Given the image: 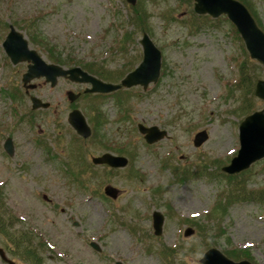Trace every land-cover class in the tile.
Returning <instances> with one entry per match:
<instances>
[{
  "label": "rangeland",
  "instance_id": "1",
  "mask_svg": "<svg viewBox=\"0 0 264 264\" xmlns=\"http://www.w3.org/2000/svg\"><path fill=\"white\" fill-rule=\"evenodd\" d=\"M190 1L136 0L134 6L144 19L140 27L161 50V75L146 91L138 86L89 105L78 100L81 110L101 106V121L93 114L91 118L106 137L91 138L84 158L71 151L75 139L66 122L71 110L66 93H77L85 85L60 78L52 88L44 78L34 80L36 88L31 93L51 106L35 110L30 122L28 97L14 100L0 92V206L14 218L13 229L27 230L45 243L40 263L174 264L163 259L160 250L165 245H183L175 264H200L205 241H213L221 251L247 247L252 262L264 264L261 204L236 202L226 213L217 208L216 217L212 215L218 196L226 190L217 169L229 164L238 151V125L246 116L241 106L244 96L251 99L236 86L239 64L244 61L247 73L259 79L264 78V67L253 59L249 66L245 45L226 17L217 18L215 25L208 20L201 27L189 24L195 19ZM247 1L264 30V0ZM130 7L126 0H0V88L16 86L24 91L20 77L26 66H12L1 44L7 22L25 35L28 24L37 23L63 55L94 59L116 75L143 52L144 31L127 24ZM127 30L135 31L136 41L123 50L116 38ZM31 46L50 62L44 47ZM254 98L255 110L264 109V101ZM20 114L26 117L19 120ZM139 122L157 125L168 135L148 145L137 131ZM202 130L207 131V141L195 147V133ZM7 137L13 140L10 156L3 148ZM100 141L109 147L128 146L131 162L115 171L92 164L95 173L87 172L86 187H80L73 172H80L91 154L115 152ZM71 165L75 170L69 169ZM185 167L193 173L202 169L204 174L183 180L178 170ZM243 173L248 188H264V159ZM108 184L120 190L116 200L101 195ZM153 210L165 216L161 236L153 233ZM190 219L200 221L205 231L199 233ZM219 221L222 231L217 228ZM187 227L194 229L192 236L183 234ZM0 248L17 264H25L13 256L3 235ZM0 264L6 263L0 258Z\"/></svg>",
  "mask_w": 264,
  "mask_h": 264
},
{
  "label": "water",
  "instance_id": "2",
  "mask_svg": "<svg viewBox=\"0 0 264 264\" xmlns=\"http://www.w3.org/2000/svg\"><path fill=\"white\" fill-rule=\"evenodd\" d=\"M129 3L135 4L136 0H127ZM194 11L198 14H208L212 18L227 15L230 22H232L241 35L246 50L253 59L257 60L264 66V32L257 25L250 11L239 0H193ZM143 49L142 62L126 77L123 78L120 84L105 83L97 79L95 76L87 74L80 67L63 68L60 65L48 64L36 50L30 48L25 36L10 26L9 33L3 41V48L5 53L9 55L13 63L19 61H27L28 70L23 74L24 86L33 78L46 77V81L50 82L51 87L57 83L58 77H67L73 82L90 83L91 88L86 89L85 92L108 93L114 90L125 87H134L135 85H142L144 89L150 82H156L160 75L161 67V52L155 47L151 38L144 33L140 41ZM34 85L28 86L32 88ZM255 96L264 101V79L259 80L255 86ZM80 93L75 94L72 91L67 93L68 99L72 102L77 99ZM32 108H47L49 102H44L34 96H31ZM67 122L73 127L78 135L84 138L91 136V129L85 120L81 110L73 109L68 114ZM239 149L237 154L231 158L230 164L222 167V170L227 174H235L242 172L249 168L257 160L264 158V109L256 110L246 116L239 124ZM139 131L144 134V139L148 143H154L164 138L167 135L166 130H159L157 126L145 127L143 124L138 125ZM207 131L202 130L195 134L194 145L201 146L207 141ZM4 148L8 154L13 153L12 139L9 137L4 143ZM92 161L95 164H107L110 167L124 168L127 165L128 158L123 156L112 155L110 153H103L101 156H93ZM107 196L116 199L119 190L113 186L107 185L104 187ZM164 217L159 211L153 213V223L155 234L160 235L162 232ZM193 230L187 228L184 232L186 236L191 235ZM94 249L98 246L93 245ZM0 256L2 260H6L9 264H14L11 260L6 258L3 250L0 249ZM201 264H253L250 261L241 260L233 261L227 255L222 253L219 249L212 247L204 252L200 258Z\"/></svg>",
  "mask_w": 264,
  "mask_h": 264
},
{
  "label": "trees",
  "instance_id": "3",
  "mask_svg": "<svg viewBox=\"0 0 264 264\" xmlns=\"http://www.w3.org/2000/svg\"><path fill=\"white\" fill-rule=\"evenodd\" d=\"M189 2L190 0H185ZM248 10L251 11L252 15L254 16L255 21H257L259 27H261V22L258 21L257 15L255 14V11L252 9L251 3L247 0H240ZM190 1V5H191ZM130 20L127 22V24L134 26L136 30L140 29L141 31L146 30L145 28H141L142 23L144 21L143 15L138 11L137 7L132 6L130 7ZM191 13L193 15L192 18L195 19H190L187 22L189 24H192L193 26L196 27H201L202 24L201 22L208 20L210 23L213 22V25L217 24L215 21L210 19L208 16H197L195 12L192 11ZM27 31V36L29 38L30 43H33L36 46H42L46 49L48 52V57L50 61L58 63L60 65H66V66H76L80 65L84 70L87 72H90L93 75H96L99 78H102L106 81H113V82H118L123 76L126 74V72L131 71L134 68V65L136 62L140 60V56H138L134 61H129V63L125 64L123 68L120 70V73L118 74H113L109 69H107L104 65L101 63H98L94 59L90 60H83L78 58L77 56L75 57L72 55V53H68L67 55H63L59 51V49L55 45H51L50 42L47 41V38L42 34L41 31L38 30L37 23H29L28 26L25 29ZM234 34L236 35L237 39L240 40L241 43V37L240 35L236 32L235 28L233 27ZM135 31L133 30H127L125 31L120 39L116 38V43L119 45V47L123 50L126 49V46L129 45L131 42L136 41V38L134 37ZM245 57H247V62L250 66L251 63H254L252 59L245 54ZM239 78H238V83L236 86L239 88L243 89L246 91L250 96L251 99H248L246 96L243 98V104H242V109L244 115H248L252 113V111L255 110L256 107V102L254 98V87L256 82L259 80L258 76H253L252 72L249 74L247 73V68H246V63L244 61H241L239 64ZM125 90L119 93H124ZM101 96L103 95H93V94H83L80 99L85 100L86 102L91 101L93 103V99L95 100H100ZM89 109V110H88ZM88 109H85V113L87 116V119L89 123L92 126V137L91 138H96V136H103V134L99 133L97 131V119H95L96 122H94L91 118V115H95L100 121H101V112L102 109L100 107L97 108H92L89 107ZM104 114V113H103ZM101 134V135H100ZM105 138V137H104ZM75 143L79 144V150L77 151L78 155H81V157L84 156V152H86L85 145L86 142L90 141L89 140H83L80 137L74 136ZM99 140V139H98ZM100 144H102L105 147L111 146L107 142L100 141ZM112 149H115L119 152H126L127 154L131 155L129 149L126 151L125 148H123L121 145L114 146V147H109ZM125 153V154H126ZM132 156V155H131ZM133 157V156H132ZM84 158V157H83ZM84 162V161H83ZM220 166V165H219ZM69 169H74L73 166H70ZM178 169V168H177ZM75 170V169H74ZM92 174L95 173L94 169L91 168V165L86 162H84L83 166L81 167V171H74L73 175L76 177V181L79 183L80 187H86V183L88 182L86 180L87 172H90ZM180 175L183 177V180L190 179L193 176L196 175H202L204 174L202 172V169H197L194 173L190 172L188 168H181V170H178ZM217 173L219 176L221 175L225 179L224 185H226V190L222 191V193L218 196L219 199L215 203L214 207L212 208V215L216 217L218 209H221L224 213L227 212L230 207L236 203V202H244V201H253L261 204L264 207V188H256V189H250L248 188V184L246 181V178H242L244 173L238 174V175H226L220 171V168L217 169ZM213 177H218L216 174L213 175ZM241 177V179H240ZM181 180V179H180ZM100 192H98V195ZM103 196V194L101 193ZM218 208V209H217ZM219 219L221 218L218 217ZM192 224L196 225L198 228V232L201 233V231L204 230V226L201 224L199 221H195L193 219H190ZM212 221L214 223H217L216 218H212ZM15 225L14 223V218L10 216V213L8 210H6L3 206H0V235H3L6 237L7 241L10 242L11 247H12V253L13 256H16V258L21 261L22 263L25 264H42L40 262L43 261V255H42V250L45 246V243L41 240H38L35 236L31 234V232L25 230L23 232L13 229V226ZM217 228L222 231L221 229V222L217 224ZM39 243V244H38ZM206 246H204L203 249H208L211 248V246L215 245L213 241H205ZM10 246H8L9 248ZM183 248V245H177V247H170V246H163L162 250L160 251L161 257L163 259H168L172 260V262L175 264L176 263V255L179 253L180 249ZM192 251H197L194 246L189 247ZM223 252L225 255L230 257L231 259L235 260H242V259H249L253 260L251 251L249 248H235V249H224Z\"/></svg>",
  "mask_w": 264,
  "mask_h": 264
},
{
  "label": "flooded vegetation",
  "instance_id": "4",
  "mask_svg": "<svg viewBox=\"0 0 264 264\" xmlns=\"http://www.w3.org/2000/svg\"><path fill=\"white\" fill-rule=\"evenodd\" d=\"M36 88V87H35ZM106 149H109V150H112L111 148H106ZM103 154V153H102ZM101 155V154H100ZM90 156H93V154H91Z\"/></svg>",
  "mask_w": 264,
  "mask_h": 264
}]
</instances>
